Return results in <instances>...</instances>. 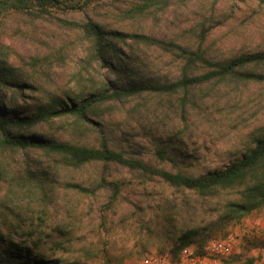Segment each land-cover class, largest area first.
Wrapping results in <instances>:
<instances>
[{
  "label": "rangeland",
  "instance_id": "obj_1",
  "mask_svg": "<svg viewBox=\"0 0 264 264\" xmlns=\"http://www.w3.org/2000/svg\"><path fill=\"white\" fill-rule=\"evenodd\" d=\"M128 26L176 45L201 46L216 60L264 51V5L256 1L174 3L166 11ZM58 37L54 28L25 15L0 20V44L9 49V62L34 77L42 89L64 93L89 86L87 77L77 76L82 71L77 50L59 58L49 56L54 45H59ZM138 54L145 78L174 79L178 51L143 48ZM257 71L264 73V67ZM135 103L112 107L102 129L114 148L155 169L189 176L223 170L253 148L256 139L264 138V83L199 87L183 110L176 97L149 96L141 101L144 107L139 112L133 111ZM70 124L54 122L40 130L67 141L75 137L69 131ZM76 141L96 144L92 134ZM160 151L167 152L165 158ZM0 161L10 173L0 182V221L12 210L1 232L48 260L140 264L142 257L151 253H166L176 260L180 252L174 257L172 251L187 233L197 235L184 248L197 254L211 238L231 236L232 253L219 264H258L264 260V208L238 224L227 223L220 216L222 205L232 199L226 194L200 197L119 165L91 164L74 169L40 153L7 152L0 155ZM28 169L44 174L36 173L48 185L44 202L38 203L34 195L26 193L7 198L11 195L6 179L13 174L24 177ZM102 179L118 184L116 199L100 187ZM29 232H34L33 236L24 235Z\"/></svg>",
  "mask_w": 264,
  "mask_h": 264
},
{
  "label": "trees",
  "instance_id": "obj_2",
  "mask_svg": "<svg viewBox=\"0 0 264 264\" xmlns=\"http://www.w3.org/2000/svg\"><path fill=\"white\" fill-rule=\"evenodd\" d=\"M191 1L194 0H112L108 3L104 0H0V20L25 15L54 28L59 33V45H54L49 56L59 58L77 50L76 56L82 63V71L77 76L83 80L87 77L90 83L76 91L49 93L37 84L34 77L11 64L9 49L0 44V155L7 152L40 153L59 159L61 164L74 169L91 164H114L140 172L147 178L158 177L172 187L193 191L200 197L226 194L232 199L222 205L220 216L227 223L238 224L262 210L264 138L256 139L253 148L223 170L189 176L180 171L155 169L127 157L123 151L114 148L102 129L104 120L111 116L112 107L136 102L133 111L139 112L144 107L141 101L149 96L176 97L183 110L196 88L210 84L264 83V73L257 71L264 67V51L216 60L209 57L201 46L191 49L127 29L130 27L128 23H140L166 11L174 3ZM236 1H256L264 5V0ZM143 48L178 51L174 79L156 81L145 78L141 73L143 60L138 54ZM31 66L35 67V63ZM68 121L71 123L69 131L74 132L75 137L67 141H58L40 130L54 122ZM89 134L95 136L96 144L76 141ZM159 154L165 158L167 152L160 151ZM7 170L0 161V182L10 176ZM40 172L28 169L24 177L13 174L6 179L10 189L7 192L11 195L7 198H12L15 193H26L34 195L38 203L44 202L48 185L42 176L36 174ZM70 186L83 191L77 185ZM100 187L110 191L113 200L119 194L116 183L102 179ZM11 212L7 211L0 221V264H63L59 260H48L15 242L11 236H5L1 226L8 222ZM33 234L24 235L31 237ZM196 235L187 233L180 237V244L172 251L173 256L189 246Z\"/></svg>",
  "mask_w": 264,
  "mask_h": 264
},
{
  "label": "built area",
  "instance_id": "obj_3",
  "mask_svg": "<svg viewBox=\"0 0 264 264\" xmlns=\"http://www.w3.org/2000/svg\"><path fill=\"white\" fill-rule=\"evenodd\" d=\"M232 249L233 238L231 236L211 238L205 243L200 254L191 248H184L180 251L178 258L173 260L166 253H151L142 257L140 264H219L231 255ZM258 264H264V260Z\"/></svg>",
  "mask_w": 264,
  "mask_h": 264
}]
</instances>
